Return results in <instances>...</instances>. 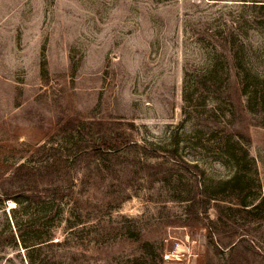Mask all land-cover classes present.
Returning <instances> with one entry per match:
<instances>
[{
	"label": "rangeland",
	"instance_id": "rangeland-1",
	"mask_svg": "<svg viewBox=\"0 0 264 264\" xmlns=\"http://www.w3.org/2000/svg\"><path fill=\"white\" fill-rule=\"evenodd\" d=\"M0 195V264H264V0H0Z\"/></svg>",
	"mask_w": 264,
	"mask_h": 264
},
{
	"label": "trees",
	"instance_id": "trees-1",
	"mask_svg": "<svg viewBox=\"0 0 264 264\" xmlns=\"http://www.w3.org/2000/svg\"><path fill=\"white\" fill-rule=\"evenodd\" d=\"M182 165L188 166V168L192 167L191 164L185 160L182 161ZM51 167H53V166H51ZM51 167H49V168H51ZM193 167H197V166L194 165ZM185 168H187V167H185ZM28 192L22 191L19 193V196L22 195L23 197H28V198L32 197V194L34 192L31 191V192H29L30 194H28ZM201 192H202L201 187L199 185H197V194L200 196V199L198 202V206H199L198 209L199 210L201 209V207L204 208V203H203L204 198H203ZM8 198L18 200L17 197H15V196L8 197ZM0 200H2L1 195H0ZM190 200H192V199H190ZM195 205H197V203H195V199H194V200H192V203L189 206L190 214L194 213L193 209L195 208ZM215 206L217 207L218 220H221L222 222H224L225 220L222 219V217H221L223 214V211H224V207L220 206V204L218 202L216 203ZM229 211H231L232 214H229L230 215L229 218L226 217L225 224L226 223L228 224V221H230L232 223H237V220L235 218L236 216H240L246 222H264V198H262L259 203L252 205V207H249L248 205H246L245 201L243 199H241L237 203H235V206H230ZM199 214H200L199 211L195 212L197 220H201L199 217L200 216ZM187 225H189L188 222H187ZM203 226H205V225H203ZM212 232L214 235L215 232L211 228L210 233H212ZM228 236L231 238L230 244H228V245H231V252H232L231 256H232V260H233L231 264H247L248 261L244 258V257H246V255L244 256V253H246L245 250L244 251L241 250L237 245L238 241L240 240L239 238L244 237L243 231H241L239 227H234L231 229V232H229ZM55 243H57V245L62 244L59 241H57ZM144 244H147V242H145ZM31 249H33V248H31ZM69 264H73V263H69Z\"/></svg>",
	"mask_w": 264,
	"mask_h": 264
}]
</instances>
